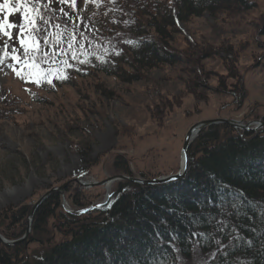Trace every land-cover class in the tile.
<instances>
[{
    "label": "rangeland",
    "instance_id": "obj_1",
    "mask_svg": "<svg viewBox=\"0 0 264 264\" xmlns=\"http://www.w3.org/2000/svg\"><path fill=\"white\" fill-rule=\"evenodd\" d=\"M256 2L258 7L250 11L214 15L207 11L180 22L176 26L178 32L169 41L179 60L154 68L128 66L137 77L129 82L93 70L85 75L67 72L69 79L62 83L53 79L54 87H49L25 83L12 68L3 67L0 224L4 225L0 234L6 240L19 239L4 235L10 222L7 212L12 214L28 207V217L34 203L64 184H68L64 194L57 193L62 203L67 200V208L73 212L79 207L66 197L69 186L72 196L79 188V195L83 194L86 202H101L121 181L108 184L111 187L106 189L108 185L87 187L75 179L94 183L124 175L114 168L119 155L129 158L132 176L152 179L171 175L181 169L184 137L195 123L214 118L264 119V35L260 33L264 0ZM43 4L44 0H34L29 7L42 8ZM50 7L58 9L60 5L52 3ZM78 8H84L83 0H78ZM10 18L19 20V16ZM50 31L57 30L53 27ZM97 40L93 39L91 46L84 42L81 50L89 53L103 47L105 41ZM7 59L11 63L10 57ZM47 67L53 70V76L56 69L66 74L63 64ZM242 90L246 99L238 107L236 96ZM32 223L33 220L25 241L33 240L27 243V249L35 255L45 236L36 235ZM56 223V219H51L47 230L52 231L49 236H54V241H62L65 236L56 232ZM27 229L26 218L20 238ZM205 256L197 251L180 263L202 264ZM238 260L240 264L250 263L247 258Z\"/></svg>",
    "mask_w": 264,
    "mask_h": 264
},
{
    "label": "trees",
    "instance_id": "obj_2",
    "mask_svg": "<svg viewBox=\"0 0 264 264\" xmlns=\"http://www.w3.org/2000/svg\"><path fill=\"white\" fill-rule=\"evenodd\" d=\"M170 1L104 0L100 8L91 7V11L101 13L96 18L99 33L95 41L102 39L105 43L89 53L80 49L79 58L91 59L92 63L71 69L64 65L66 74L85 75L96 70L132 81L137 77L128 66L154 68L179 60L169 44L178 32L176 18L186 22L207 11L214 15L258 7L256 0H173V5ZM260 33L264 35V16ZM129 40L134 43H126ZM113 47L122 54L113 55ZM97 57L108 62H100ZM69 63L74 62L69 59ZM236 97L235 104L240 107L246 95L242 90ZM189 155L195 164H190L186 177L177 181L159 185L117 183L110 193V208L86 202L78 187L72 196L69 186L67 199H73L78 210L88 209L71 213L63 206L61 195L54 192L34 214V232L45 236L37 254L27 249L31 239L15 246L0 243V264H126L130 257L139 264L145 259L181 264V259H191L197 251L206 255L202 264H240V257L250 259L249 264H264V128L240 134L227 124L211 125L198 133ZM129 161L127 156L119 155L114 168L132 176ZM221 182L229 185L231 192L242 193L238 200L227 194L223 200L218 197ZM232 203L237 204L235 209ZM28 212V207L7 212L10 222L4 229L6 237L22 236ZM51 219H56V232L65 236L62 241L49 236L53 235L47 230ZM192 232L208 235L193 237ZM147 249L152 250V257H148Z\"/></svg>",
    "mask_w": 264,
    "mask_h": 264
},
{
    "label": "snow or ice",
    "instance_id": "obj_3",
    "mask_svg": "<svg viewBox=\"0 0 264 264\" xmlns=\"http://www.w3.org/2000/svg\"><path fill=\"white\" fill-rule=\"evenodd\" d=\"M35 2L39 3L40 0H35ZM103 2L104 0H83L84 8H78V0H44L43 7L36 8L29 7L34 3V0H2L0 2V14H2L0 16V45H2L0 48V71L3 70V67H9L25 83L46 84L49 87H54L53 79L60 82L69 79V75L61 74L59 69H56L53 76V70L47 66L63 64L71 69L76 65L92 63L91 59H80L78 53L84 47V42L91 46L95 35L99 33L95 24L96 18L101 13L91 11V7L98 9ZM109 2L115 3V0H109ZM52 3H57L60 7L58 9L52 8L50 7ZM48 14H51V17ZM103 15L107 16L108 13L104 12ZM16 16H19L18 21L10 18ZM52 20L63 21V23L53 25ZM124 23L128 22L124 21ZM53 27L57 30L56 32L50 31ZM87 32H92L93 37L86 35ZM55 36L59 38L54 39ZM126 43L133 44L134 42L129 40ZM112 54L121 55L122 53L115 51L113 47ZM9 57L11 63L8 62L7 58ZM64 57H69L74 63H69V60L63 59ZM96 59L100 62H108L99 57ZM30 69H35V71H29ZM76 70L82 71L83 69L77 67ZM25 72L28 74L25 75ZM29 77L34 78L30 79ZM3 98L0 96V99ZM190 164H195V161L185 149L182 171L169 176L167 180L175 181L180 176L187 175ZM226 189L228 190L227 193H225ZM124 191H128V189H124ZM225 194L234 200H238L239 196L242 195L239 192H231L230 186L221 182L217 188V195L223 200ZM111 206V194L109 200L104 204L95 205L97 208H110ZM231 206L235 209L237 204L232 203ZM82 211H88V209ZM188 215L193 214L188 213ZM191 235L204 238L208 234L192 232ZM157 237L160 238L159 233H157ZM172 243L170 238L169 245L171 246ZM216 243L220 248L224 247L220 241H216ZM161 246V244H157V248H161ZM173 252L177 253L174 247ZM105 255L109 260L111 259L109 253L106 252ZM147 255L148 257L153 256L151 249H147ZM126 264H139V261L135 257H130ZM144 264H162V261L145 259Z\"/></svg>",
    "mask_w": 264,
    "mask_h": 264
},
{
    "label": "water",
    "instance_id": "obj_4",
    "mask_svg": "<svg viewBox=\"0 0 264 264\" xmlns=\"http://www.w3.org/2000/svg\"><path fill=\"white\" fill-rule=\"evenodd\" d=\"M240 123L237 122L234 119H227V118H214V119L203 120V121L197 122L196 124H194L193 126L190 127V129L188 130V132H187V134L185 136L184 144H183V148H182V152H181L182 161H184V151H185V149L188 152L189 147L192 144L194 138L197 136V134L201 130H203V129L211 126V125H215V124H228V125L232 126L235 129H246L247 128V126L246 127L241 126ZM260 126L261 127L264 126V121L260 122ZM181 171H182V167L179 170V172H177V173H180ZM169 176H171V175H169ZM169 176H163V177L154 178V179H142V178H138V177H131V176H127V175L118 174V175H114V176H109L106 179L102 180L101 182H96V183H92V184H90V183L89 184L88 183H82L78 179H75V181L78 182L79 184H81L83 186H87V187L96 186V185H98V186H106V185H108L110 183H113V182H116V181H123V180L124 181H129V182H132V183H135V184L158 185V184H164V183L172 182V181H168L167 180V178ZM185 176L186 175L180 176L178 179L183 178ZM141 181H143V183H141ZM67 186H68V184H64L63 186H60V187L52 189L51 191L47 192L40 200H38L36 203H34L32 209H31V211H30V213H29V215L27 217V226H28L27 232L22 238L17 239V240H6L0 234V242H2L4 245H7V246H15V245L20 244L21 242L25 241L27 236H28V233L31 230V222H32V220L34 218V214H35L36 210L38 209V207L51 195V193L56 191V192H60L61 194H64V190H65V188ZM64 202H65V200H64ZM3 225L4 224L2 222L0 224V227H2Z\"/></svg>",
    "mask_w": 264,
    "mask_h": 264
},
{
    "label": "bare ground",
    "instance_id": "obj_5",
    "mask_svg": "<svg viewBox=\"0 0 264 264\" xmlns=\"http://www.w3.org/2000/svg\"><path fill=\"white\" fill-rule=\"evenodd\" d=\"M183 163H184V161H182V163H181V167H183ZM111 184V183H110ZM111 187V185H108V187H106V189L107 188H110Z\"/></svg>",
    "mask_w": 264,
    "mask_h": 264
}]
</instances>
